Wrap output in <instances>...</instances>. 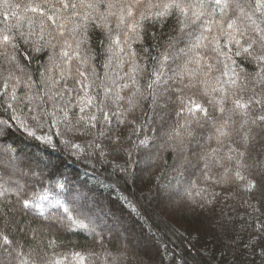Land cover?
Returning <instances> with one entry per match:
<instances>
[{
	"label": "snow or ice",
	"instance_id": "obj_1",
	"mask_svg": "<svg viewBox=\"0 0 264 264\" xmlns=\"http://www.w3.org/2000/svg\"><path fill=\"white\" fill-rule=\"evenodd\" d=\"M0 3V116L7 117L0 119V128L16 126L48 147L62 144L70 155L93 168L114 163L108 160L110 156L125 158V166L117 165L116 171L126 173L132 152L125 143L135 136L137 142L132 147H146L154 138L145 129L156 131L149 127L153 122L146 113L143 115L147 118H141L140 123L129 120V113L139 99L150 100L152 111L160 108L167 115L171 110L178 124L169 127L163 136L167 141L178 140L181 151L185 141L194 143L199 149L194 151L196 163L189 160L188 166H199L202 180L224 191L198 189L200 199L196 200L185 188L178 201L179 193L163 185L157 191L160 203L171 202L173 214L187 211L202 219L217 211L219 200L234 199L239 194L245 209L242 230L248 233L243 249L260 256L264 264V0ZM165 25L175 35H169L162 44L152 29L162 30ZM90 29L99 30L103 36L98 41L105 57L100 61L103 75L90 64L95 53L90 47H82L90 44ZM145 37L152 42L151 50L144 43ZM133 45H138L139 52ZM210 52L215 57H209ZM42 56L47 57L44 63ZM238 59L250 61L256 71L248 73ZM73 60L77 62L75 67ZM34 61L38 65L35 71ZM125 64L129 66L127 72L123 71ZM216 64H222V69H215ZM214 69L219 75L209 88L206 78ZM140 79L144 80L143 89ZM196 88L210 97V107L185 97L186 91ZM182 117L187 119L180 123ZM160 119L166 120V116ZM205 123L210 125L211 134L204 130ZM59 125L73 138L65 139ZM121 126L131 127L126 137L118 134ZM160 127L163 129L164 124ZM37 129L42 134L38 135ZM141 135L143 139H139ZM0 168L4 169L0 171V264H29L25 246L16 237L31 234L35 239L37 230L26 231L25 225L15 220L20 213L33 214L49 227L66 231L78 228L96 234L95 228H90L92 221L85 223L80 218L85 207L81 199L87 200L83 186L76 190L66 178L53 180L35 169L25 171L13 159L0 163ZM191 184L196 187L195 182ZM37 185L42 186L44 195L37 197L32 191ZM57 189L60 191L53 195ZM65 193L67 198L61 199ZM10 195L15 201L9 199ZM223 219L231 223L232 218ZM198 231L187 230L179 239L195 247L200 242ZM46 246L54 247L55 241H47ZM72 255L77 264H85L95 254ZM38 256L39 260L32 259L30 264H65L67 260L56 259L54 253L49 257L47 252ZM169 264L188 262L182 253L173 250Z\"/></svg>",
	"mask_w": 264,
	"mask_h": 264
},
{
	"label": "trees",
	"instance_id": "obj_2",
	"mask_svg": "<svg viewBox=\"0 0 264 264\" xmlns=\"http://www.w3.org/2000/svg\"><path fill=\"white\" fill-rule=\"evenodd\" d=\"M26 2L27 0H8L12 6ZM2 11L3 6L0 3V12ZM20 15L24 14L20 13ZM171 23L170 20L169 25ZM169 25H165L162 30L152 29L162 44L167 41L169 35H175V33L169 32ZM89 35L91 36L90 44L82 47H90L95 53V59L90 64H94L96 71L103 75L104 68L101 67L100 61L105 57L102 55V49L98 43L103 39V36L99 30L93 32L91 29ZM47 38L45 35V39ZM40 42L43 43V41ZM144 43L151 50L152 42L147 37H145ZM221 44H224L223 39H221ZM133 47L139 52L138 45H133ZM163 50L162 47L161 51ZM224 50L227 51V48L225 47ZM151 55L155 56L156 52L152 51ZM215 55L214 52L208 54L209 57H215ZM46 60V56L41 57V63ZM237 62L242 63L248 73L256 71L250 61L241 62L238 59ZM76 63L73 60L74 67ZM148 63L151 64L150 59ZM37 67L38 65L34 61L32 70L35 71ZM215 69H222V64H216ZM215 69L206 78L209 81V88L215 85L214 78L219 75ZM128 70L129 66L125 64L123 71L127 72ZM33 79L36 77L34 76ZM140 84L143 89V79H140ZM185 97L193 98L210 107L207 104L210 97L203 95L200 88L186 91ZM150 103V100L139 99L137 107L128 115L129 120H136L137 123H140L141 118L151 117L153 123L149 127H154L156 131L145 129L149 137L154 138L146 147L133 148L132 144L137 142L135 136L132 141L125 143V147L132 152L126 173L116 171L117 165L125 166V158L110 156L108 160L114 161V163L97 164L93 168L84 160L70 155L62 144H57L56 148L48 147L16 126H12L11 129L0 128V161L7 164L9 159H13L25 171L30 168L39 169L44 177H51L53 180L57 177L66 178L70 186L73 184L76 186V190H81L83 186L82 191L87 196V200L81 199V203L85 207L82 209L83 215L80 218L85 223H89L91 220L90 228L94 227L96 232L93 235L78 228L66 231L62 227H49L48 223L41 222L33 214L20 213L15 217V220L25 225L26 231L28 228L37 230L35 239L31 234L28 236L18 234L16 237L25 246L24 254L25 258L29 260V264L32 259L39 260L38 254L43 255L44 252H47L49 257L54 253L56 259L60 260L67 257L65 264H77L72 255L75 252L95 254L90 256L85 264H169L173 250L175 253H182L187 258L188 264H261L260 256H252L243 249V243L247 241L248 233L242 230L245 221L241 217L245 215V209L240 204L241 196L239 194L234 199L219 200L217 211L202 219H197L187 211L173 214L171 202L160 203L157 196L158 188L163 185L178 186V178L185 179L183 187L180 190H170L179 193L176 196L178 201L184 196L185 188L196 200L200 199L196 195L198 189L208 188L209 192H223L224 190L219 185L205 183L199 175V166L197 168L188 166L187 161L189 160L196 163L194 151L198 152L199 149L195 147L194 143L185 141L184 151H181L178 140L167 141V137L162 133L167 132L169 127H177V118L171 110L167 115L160 108L152 111ZM171 107L170 105L169 109ZM145 113L147 117H144ZM165 116L166 120L160 119ZM6 118V116H0V119ZM185 119L187 117H182L179 122L183 123ZM161 124H164L163 129L160 127ZM59 128L64 133L65 139L73 138L71 134L65 132L63 125H59ZM200 130L197 128V131ZM204 130L207 134L212 132L210 125L206 123ZM43 131H47V129ZM130 131V126L127 129L121 126L118 134L126 137ZM37 134H42V130L37 129ZM51 134L49 132V135ZM181 134L183 135V130H181ZM143 138V135L139 137V139ZM81 143L83 142L81 141ZM212 146L216 147L217 145L213 143ZM3 170L0 168V171ZM214 171H219V169ZM18 178L14 177V179ZM229 179L232 180L233 177H229ZM191 182H195L196 187H192ZM237 183L242 184L243 181ZM231 190L236 191L235 188ZM32 191L37 197L45 194L42 186L39 185ZM59 191L57 189L53 195ZM201 195H206V193H201ZM60 198H67V193ZM9 199L15 201L14 196L10 195ZM224 217L232 218L231 223H226ZM225 227L226 230H222ZM195 229H199L197 234L200 238V242L195 247H190V241L182 242L179 239L181 233ZM139 239L146 241L147 244H135V241ZM49 240L55 241L54 247L46 246V242ZM165 245L168 250L167 254Z\"/></svg>",
	"mask_w": 264,
	"mask_h": 264
},
{
	"label": "rangeland",
	"instance_id": "obj_3",
	"mask_svg": "<svg viewBox=\"0 0 264 264\" xmlns=\"http://www.w3.org/2000/svg\"><path fill=\"white\" fill-rule=\"evenodd\" d=\"M1 129H3V128H1ZM5 129V128H4ZM0 163H2V164H4V162H2V161H0ZM37 172H39L40 170L39 169H35ZM178 180V182H179V185L178 186H180L179 188H177L178 186H171V187H169V190H172V189H176V190H180L181 189V187H183V185H184V183H185V179L184 178H178L177 179ZM107 218V217H106ZM105 218V219H106ZM102 222V221H101ZM97 223V222H96ZM96 223H94V224H96ZM97 225V224H96ZM95 226V225H94ZM99 227V226H98ZM106 228V227H105ZM109 229L107 228V231H108ZM135 244H137V245H146L147 244V242L146 241H144V240H142V239H139V240H137V241H135Z\"/></svg>",
	"mask_w": 264,
	"mask_h": 264
}]
</instances>
